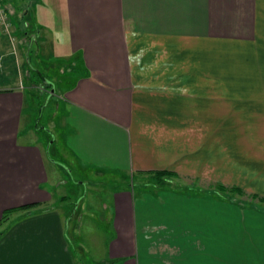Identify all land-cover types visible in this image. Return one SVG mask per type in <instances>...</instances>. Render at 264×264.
<instances>
[{"label":"crops","instance_id":"crops-1","mask_svg":"<svg viewBox=\"0 0 264 264\" xmlns=\"http://www.w3.org/2000/svg\"><path fill=\"white\" fill-rule=\"evenodd\" d=\"M1 4L11 31L0 22V219L35 206L0 234V264H86V245L100 247L96 264H264V212L216 200L211 186L264 197V0ZM49 44L67 57L49 92L63 141L88 175L72 212L48 186L58 171L24 112ZM117 172L141 180L98 201V177ZM92 210L108 230L82 235Z\"/></svg>","mask_w":264,"mask_h":264},{"label":"rangeland","instance_id":"rangeland-1","mask_svg":"<svg viewBox=\"0 0 264 264\" xmlns=\"http://www.w3.org/2000/svg\"><path fill=\"white\" fill-rule=\"evenodd\" d=\"M49 24V33L53 38V42L64 41V29L62 30V23L58 19V17H53L50 20ZM58 46L55 44H49L45 48V52L43 48L41 49L39 61H37V65L39 69L43 72L44 78L47 82L52 83V88L55 89V84L58 83L57 79L65 80V76H62L63 73H57L59 70L60 64L62 62L67 61V57L64 51L57 49ZM64 46L61 45V49ZM15 65L19 73L21 74L22 67L21 64L23 62V58L20 53L17 52V56H15ZM26 58V57H25ZM32 63L35 64L34 56L31 53ZM57 64H50V61H57ZM1 63V62H0ZM2 68L0 67V74H4L1 72ZM17 73V76L19 75ZM68 73H65L66 76ZM21 76V75H20ZM33 76V75H32ZM19 77V76H18ZM21 78H17V84H20L19 80ZM2 80V79H1ZM0 80V85H1ZM37 82V81H36ZM30 86V95H25V106L24 112L28 114V117L32 119V125H36L38 127V143L40 146H43L46 151H44L45 164L49 168L52 167L51 161L55 163V166L58 174L52 184H48L51 191H54L55 194L59 196H67V201L70 204V212H72L79 202L85 198L86 195V182L87 178L84 170L82 171L80 167L77 165L76 161L72 158V156L67 153V148L63 141V131L61 128V109L56 106L55 103V93H49V89H46L42 83H38L40 85H36L30 78L27 82ZM36 88V89H35ZM264 128V127H263ZM260 130L258 127L253 130V135L260 134ZM264 133V130L263 132ZM264 135V134H262ZM141 178L138 175L129 176L127 179L124 177L122 172H117L110 175H102L98 177V201H101L109 191H112L114 188H129L133 186H137L140 182ZM154 180H159V178H155ZM83 182L80 184V182ZM214 198L216 200L220 199L224 202H229L232 205L237 204L242 209L254 208L264 212V200L262 199H252V190H243V187H237L239 190L243 191V194L238 193L237 189H230L233 186H224V190L222 189V184H214ZM196 192V189L192 190ZM255 194V193H254ZM259 196L258 194H256ZM89 196V194L87 195ZM262 197V196H260ZM263 198V197H262ZM261 200V201H260ZM91 212V211H90ZM14 213V212H13ZM22 216V212L19 214ZM88 217L84 218V227L82 228V235L90 228L96 230H108L107 219L105 217L103 220L101 216H99V212L92 210L91 217L90 214H87ZM15 214H11L8 222H11L14 219ZM6 224L1 226V229L5 228ZM89 226V227H87ZM82 240L85 241V238ZM73 241H70V243ZM86 253L83 255L86 264H96L94 262L95 257L98 256V249L100 247H91L85 246Z\"/></svg>","mask_w":264,"mask_h":264},{"label":"trees","instance_id":"trees-1","mask_svg":"<svg viewBox=\"0 0 264 264\" xmlns=\"http://www.w3.org/2000/svg\"><path fill=\"white\" fill-rule=\"evenodd\" d=\"M33 75V76H32ZM30 80H32L36 85H40L38 83H42V85H44V87L46 89H49V92H50V89H52V83L50 82H47L44 78V75H42L41 73H30ZM37 81V82H36ZM159 174H162V173H157L156 174V177L157 178H161ZM223 186V185H222ZM224 189H227V188H224V186L222 187L221 190H224ZM230 189L234 190V189H237L238 190V193L240 194H243V191L242 190H239V188L233 186V187H230ZM252 199H255V198H258V199H262V201L264 200V197H260V196H257L256 194H252L251 196ZM261 201V200H260ZM35 206L33 204H30V205H24V206H21V207H18V208H15V209H5L3 212H2V216H1V219H0V234L4 231V229L6 228H3L1 229V226L3 224H10L9 219H10V216L11 214H13V212H16L17 210H22V211H25L24 213H22V216H24L25 214H27V212L29 213L30 212V209Z\"/></svg>","mask_w":264,"mask_h":264},{"label":"built area","instance_id":"built-area-1","mask_svg":"<svg viewBox=\"0 0 264 264\" xmlns=\"http://www.w3.org/2000/svg\"><path fill=\"white\" fill-rule=\"evenodd\" d=\"M0 22L3 25L4 30L7 33H10V31H11L10 30V19H9L8 15L6 14L4 7L1 4V0H0ZM10 39L13 40L12 37Z\"/></svg>","mask_w":264,"mask_h":264}]
</instances>
